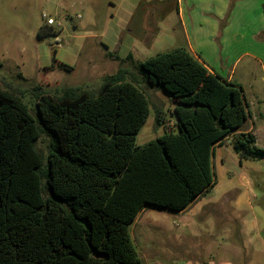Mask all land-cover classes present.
I'll return each mask as SVG.
<instances>
[{"label":"trees","instance_id":"obj_1","mask_svg":"<svg viewBox=\"0 0 264 264\" xmlns=\"http://www.w3.org/2000/svg\"><path fill=\"white\" fill-rule=\"evenodd\" d=\"M137 69L168 96L178 128L143 145L135 135L148 100L124 69L94 93L68 88L54 97L34 88L35 119L17 94L0 89V264H143L129 233L138 214L182 211L213 186L214 146L248 115L240 86L180 47ZM41 133L44 162L35 147ZM231 141L264 157L250 132Z\"/></svg>","mask_w":264,"mask_h":264},{"label":"rangeland","instance_id":"obj_2","mask_svg":"<svg viewBox=\"0 0 264 264\" xmlns=\"http://www.w3.org/2000/svg\"><path fill=\"white\" fill-rule=\"evenodd\" d=\"M42 14L54 24H45ZM169 14L175 17L176 0H0V89L17 94L35 119L34 88L54 97L68 88L94 93L105 77L124 69L126 80L135 82L148 100V116L135 143L143 145L164 131L177 133L170 99L137 69L143 60L171 50L173 35L162 23ZM44 26L55 34L38 37ZM246 62L242 57L237 63L235 79L255 119V146L264 149V83L260 69L242 70ZM47 145L48 136L41 133L35 147L43 162ZM211 166L214 184L199 201L202 212L191 219L206 215L213 225L225 220L233 227L264 223V157L248 156L226 140ZM238 197L245 203L229 208ZM182 219L153 207L138 214L129 233L143 264H155L161 256L174 264H218L194 250L200 240L191 230L179 229Z\"/></svg>","mask_w":264,"mask_h":264},{"label":"crops","instance_id":"obj_3","mask_svg":"<svg viewBox=\"0 0 264 264\" xmlns=\"http://www.w3.org/2000/svg\"><path fill=\"white\" fill-rule=\"evenodd\" d=\"M171 16H165L162 21L173 35L171 49L185 48L211 74L238 85L235 67L242 57H246L242 70L247 73L255 67L260 69V79L264 83V0H176V14ZM258 117L262 119L261 114ZM254 121L248 111L240 127L215 144L212 159L216 150L226 140H232L234 134H253L257 129ZM253 137L255 144V134ZM205 192L182 211L172 212L183 216L179 229L191 230L194 238L200 240L194 250L198 253L200 250L218 264H264V223H241L233 227L225 220L214 221L213 225L206 215L197 221L191 219L202 212L203 202L199 201ZM244 203L245 200L238 197L229 208ZM227 257H230L229 261ZM160 258L162 260L154 258L155 264H174L168 258Z\"/></svg>","mask_w":264,"mask_h":264},{"label":"built area","instance_id":"obj_4","mask_svg":"<svg viewBox=\"0 0 264 264\" xmlns=\"http://www.w3.org/2000/svg\"><path fill=\"white\" fill-rule=\"evenodd\" d=\"M41 17L46 19L45 24H47V25H53L54 24V21L52 18H46L44 14H42Z\"/></svg>","mask_w":264,"mask_h":264}]
</instances>
